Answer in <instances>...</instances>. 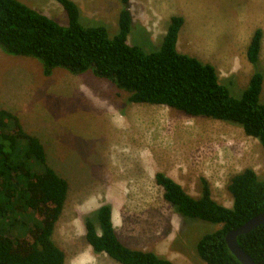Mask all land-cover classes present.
Here are the masks:
<instances>
[{"label": "rangeland", "instance_id": "rangeland-1", "mask_svg": "<svg viewBox=\"0 0 264 264\" xmlns=\"http://www.w3.org/2000/svg\"><path fill=\"white\" fill-rule=\"evenodd\" d=\"M19 1L67 24L56 0ZM72 1L82 25H103L110 37L117 33L120 0ZM127 6L132 17L127 42L146 52L159 48L170 17L182 16L178 51L212 64L234 96L252 73L246 49L260 28L264 70V0H129ZM128 96L90 70L73 74L56 67L46 76L37 59L0 48V109L17 115L24 130L39 138L49 165L68 182L52 233L64 264H120L93 252L84 238V218H94L103 203L111 205L115 232L125 245L174 264H206L195 245L220 225L178 214L154 174L165 173L194 197L205 178L212 198L230 207L229 178L247 167L264 178V149L234 123L130 102Z\"/></svg>", "mask_w": 264, "mask_h": 264}, {"label": "trees", "instance_id": "trees-1", "mask_svg": "<svg viewBox=\"0 0 264 264\" xmlns=\"http://www.w3.org/2000/svg\"><path fill=\"white\" fill-rule=\"evenodd\" d=\"M56 1L66 13V25L19 0H0L2 51L37 59L46 76L56 67L73 74L90 70L127 91L130 102L165 105L188 116L234 123L264 149L260 28L254 30L246 49L252 73L241 94L234 96L212 64L178 51L182 16H171L159 48L146 52L127 42L132 22L129 0H120L118 31L112 37L103 25H82L74 1ZM154 180L178 214L220 225L200 236L195 245L206 264H242L224 237L264 211V178L250 167L231 175L227 184L230 207L212 198L205 178L199 180L197 197L163 172H156ZM67 191L68 182L49 165L39 138L24 130L17 115L0 109V264H64V252L52 233ZM28 214L31 225H27ZM93 216L84 218V238L93 252L105 253L120 264H174L153 251L122 243L110 204L100 205ZM237 241L255 264H264V223L238 235Z\"/></svg>", "mask_w": 264, "mask_h": 264}, {"label": "water", "instance_id": "water-1", "mask_svg": "<svg viewBox=\"0 0 264 264\" xmlns=\"http://www.w3.org/2000/svg\"><path fill=\"white\" fill-rule=\"evenodd\" d=\"M262 223H264V211L253 216L239 227L229 230L225 234L224 239L227 247L242 264L255 263L252 258L242 250V248L238 244L237 236L251 231Z\"/></svg>", "mask_w": 264, "mask_h": 264}]
</instances>
